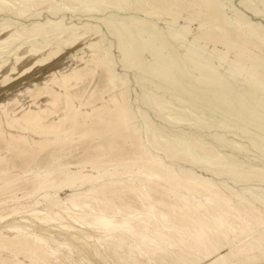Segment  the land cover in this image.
<instances>
[{
    "label": "rangeland",
    "instance_id": "obj_1",
    "mask_svg": "<svg viewBox=\"0 0 264 264\" xmlns=\"http://www.w3.org/2000/svg\"><path fill=\"white\" fill-rule=\"evenodd\" d=\"M9 1L16 6L11 10L0 8V40L4 35L2 28L6 25L10 26L12 32L17 31L22 37L31 38L30 44L23 46L22 49L30 45L36 49V44L51 46L55 42L54 39H59L65 44L62 53L45 64H34V59L39 57L35 56L36 58L32 57L33 61L24 59L18 65H14L12 56H9L11 50L2 58L5 63L0 68V174H3L0 183L2 180L15 181L16 191L24 193L29 191L33 184L32 172H42L45 168L53 169L56 164H71L81 160L104 162L113 158L132 159L143 151L140 145L142 142L152 154L162 158L166 164L173 165L177 170H191L207 178L209 176L192 162L214 166L231 156L242 165L248 162L252 165L264 164V43L260 42L264 37V0H154L158 4L169 3L168 6L161 5L159 16L153 15L157 9L153 3H148L146 8L148 14L141 15L134 10L129 12L130 14L121 12L123 15L115 11L104 12L103 16L112 18L116 24L122 22L124 28L130 31L131 40L139 51L140 64L137 66L122 55L119 46L120 35L112 33L107 28L101 21V14L85 12L84 8L68 13L64 11L67 5L58 0H49L50 3L36 8L29 4L21 5L16 0ZM19 8L26 10L24 16L20 15ZM212 14L214 17H211ZM135 19L142 23L136 25ZM54 29L63 30L64 34L59 38ZM49 35L52 37H48ZM69 38L75 39L76 43L70 45V42H67ZM249 42L253 47H250ZM13 48L17 47L13 45ZM94 55L105 56L113 63L115 72L124 76L127 81L126 87L121 85L111 87L104 79L102 70L93 63ZM192 55L209 61L215 67L217 78H220V82L229 84L231 92L220 95V88L217 87L197 90L195 83L186 84V88L175 84L177 82L183 85L190 77V70L185 65L190 63ZM11 67L15 69L12 72ZM75 69L79 70L80 81L77 85L71 84L67 88L69 97L66 99L65 107L68 119L62 127L64 132L72 133L73 140L52 144L54 136L52 131L44 133V130L36 125V121L28 118L32 113H37L43 120L42 124L58 122L62 117L63 107L53 109L45 102L43 96L36 99L33 94L38 90L47 89L55 92L56 99H60L64 95V88L58 87L54 82L60 75L69 74ZM249 71H253L250 79ZM230 72L237 73L236 84L230 78ZM5 77H9V80L5 81ZM70 83H73V80ZM240 86L257 91V96L247 100L248 103L241 109L229 108L225 111V108L234 104L235 94L239 93ZM125 90L126 97L123 95ZM125 98L135 111V116L130 115L134 117L133 121L136 122L139 132L142 126L141 119L146 114L152 127L159 129L167 138H175L180 142L181 150L192 159V162H186L184 159L171 160L166 154L159 152L161 150L155 149L150 130L142 131L141 135L139 132L135 133L131 125H127V129L126 124L122 125L120 121L116 123L114 115L117 110L114 101H123ZM166 104L178 113L169 110ZM111 117L119 126L113 135L96 137L93 132L86 129L89 121L103 123ZM118 137L123 139H121L123 145L118 140L116 142L118 147L125 148L124 154L118 152V147L113 151L109 147V144ZM156 137L161 140L158 133ZM193 138L202 141L199 145H208L207 152L216 151V154L210 157V160H206L201 158L205 156L203 153L199 155L190 150L188 152L187 145ZM161 143L162 147L165 143L163 140ZM20 144L31 155L22 156L23 159L12 152ZM61 147L66 148L67 153L63 152L62 157L55 164H51L49 155ZM236 147L239 148L238 151ZM255 165L252 168L257 169ZM100 167V164L94 166L97 169ZM71 171L96 175V171L90 166L83 169L74 168ZM55 174L51 175L53 178L49 176L48 180L54 179L55 181H52L56 182L60 178L58 181L61 182L62 178ZM252 184L262 185L259 181H253L244 187ZM0 191L4 193L1 187ZM127 192L123 194L127 195H124L125 197L134 198L133 208H140L136 193L128 190ZM21 193L18 192V195L21 196ZM5 197L0 195V200ZM103 197L116 200V196L110 193ZM50 233L57 242H64L57 230L52 228ZM4 235L13 237L6 232ZM42 236L50 240L49 247L52 250H56L58 246L62 248L60 257L66 264H82L75 244H70L69 247L57 244L45 231L42 232ZM82 246L87 252L83 257L91 264H117L110 254H105L107 258L105 260L95 254L92 255L94 251L91 248L89 250V246ZM0 251V264L17 262L28 264L21 255L14 258L7 250ZM252 264H264V261Z\"/></svg>",
    "mask_w": 264,
    "mask_h": 264
},
{
    "label": "bare ground",
    "instance_id": "obj_2",
    "mask_svg": "<svg viewBox=\"0 0 264 264\" xmlns=\"http://www.w3.org/2000/svg\"><path fill=\"white\" fill-rule=\"evenodd\" d=\"M16 1L25 6L29 4L33 8L50 3L49 0ZM58 1L67 5L64 11L68 13L84 8L85 12L101 14V21L107 28L112 33L120 35L119 46L122 55L136 66L140 64L139 51L131 40L130 31L124 28L122 22L116 24L112 18L103 16V13L115 11L120 14L133 10L140 14L147 13L148 3H153L157 6L153 15L159 16L161 5L169 4L167 2L158 4L154 0ZM13 6L16 4L9 0H0L1 9L11 10ZM51 6L50 10L52 7L56 8L54 5ZM166 8L164 9L167 10ZM19 9L20 15L24 16L26 10ZM164 12L162 11L163 14ZM211 17H214L213 14ZM128 20L130 22L129 18ZM139 22V19H135L136 25ZM221 28L223 29V26ZM54 30L59 38L64 34L63 30ZM2 31L4 35L0 40V68L5 63L2 58L9 50L12 51L9 56H12L14 65H18L24 59L32 60L35 56L39 57H35L34 64H45L64 50L65 43L59 39H54L55 42L51 46L36 44V49L31 45L22 49L23 46L30 44L31 38L22 37L17 31L12 32L10 26L6 25ZM245 34L244 31L243 35ZM67 42L74 45L76 40L69 38ZM240 42L243 43V41ZM260 42L264 43V37L260 39ZM13 45L17 48L12 49ZM249 45L251 47L252 43L249 42ZM92 61L102 70L104 79L111 87L117 85L126 87L127 81L124 76L115 72L114 64L110 63L105 56L94 55ZM189 61L190 63L185 67L190 70V77L183 82V85L177 82L175 84L186 88V84L195 83L197 90L217 87L220 88V95L231 92L230 85L220 82V78H217L215 67L209 61L202 60L197 55H192ZM14 70V67L10 68L11 72ZM229 76L236 84L237 73L230 72ZM252 76L253 71H249L248 78ZM4 80L8 81L9 77H5ZM72 80L73 83H70ZM79 81V70L75 69L69 74L60 75V78L54 82L58 87L64 88V95L60 99H56L55 92L47 89L38 90L33 94L36 99L43 96L45 102L53 109L63 107L62 117L58 122L50 121L42 124L43 120L37 113H32L28 118V120L36 121V125L40 126L44 133L52 131L54 134L52 144H62L73 140L72 133L64 132L62 127L68 119L65 107L66 99L69 97L67 88L71 84L77 85ZM239 88V93L235 94L234 104L225 108V111L229 108L241 109L246 106L247 100L257 96V91H250L243 86ZM126 92V90L123 92L125 97ZM114 104L117 110L114 116L117 121L111 117L103 123L93 120L86 124V129L93 132L96 137L115 134L116 127H119L116 124L118 121L122 122V125L126 124V128L127 125H131L135 133L139 132L136 122L133 121L134 117H131L132 114L135 116V111L128 100L126 98L123 101L115 100ZM166 105L169 110L178 113L169 104ZM141 122L139 133L142 135V131L150 130L155 149L161 150L159 152H163L171 160L184 159L186 162H192V159L181 150L180 142L175 138H167L159 129L152 127L146 114L143 115ZM157 133L165 143L164 148L160 146L162 143L160 139H157ZM118 138L109 144L112 151L118 147L116 141L123 140L121 137ZM123 144L122 142L121 145ZM199 144H202V141L193 138L187 145V151L199 155L203 153L205 156L201 158L206 160H210V157L216 154V151L207 152L208 145ZM140 145L143 151L132 159L113 158L104 162L81 160L71 164H56L53 169L45 168L42 172H32L33 184L29 191L24 193L16 191L15 181L2 180L0 187L4 193L0 191L3 193L0 195L3 197L6 194L9 195L0 200V250H7L14 258L21 255L28 264H66L60 257L62 248L58 246L56 250H52L49 247L50 240L42 236V232L45 231L52 241H56L50 233L53 228L64 239L63 243L60 242L61 244L56 241L57 244L66 247L70 244L77 246L76 250L82 264L83 262L91 264L83 257V254L87 252L86 248L82 249L84 247L82 245L89 246L88 249L91 248L94 251L92 255L95 254L105 260H107L105 254H110L117 264H252L264 261V164L255 165L254 163L256 169L252 168L254 165L251 162L245 165L238 164L237 159L231 156L214 166L192 162L209 176L207 178L191 170H177L173 165L166 164L162 158L152 154L143 142ZM56 149L55 152L49 153L51 164H55L62 157L63 152L67 153L66 148ZM117 149L119 153L125 151V148L121 146ZM236 149L239 150L237 147ZM12 152L21 157L31 155L24 150L22 144ZM1 160L4 161V159ZM97 164H100V169L94 168ZM85 166L95 170L96 175L71 171L74 168L83 169ZM54 173L57 174L55 176L59 175L62 178L61 182L58 181L59 177L56 180L58 183L54 182V179H52L54 181L48 180ZM2 175L0 174V179ZM253 181H259L262 185L252 184L244 187ZM127 190L136 193L140 208L136 206L137 208L134 209V198L124 196L126 194L123 193ZM106 193L116 196L117 202L114 199L104 198L103 195ZM5 232L13 237L5 236ZM70 250L69 248L68 251ZM88 252L91 253V251ZM118 254H120L119 257Z\"/></svg>",
    "mask_w": 264,
    "mask_h": 264
}]
</instances>
